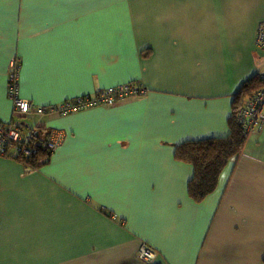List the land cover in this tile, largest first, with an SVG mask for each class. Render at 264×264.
Listing matches in <instances>:
<instances>
[{
    "label": "crops",
    "instance_id": "1",
    "mask_svg": "<svg viewBox=\"0 0 264 264\" xmlns=\"http://www.w3.org/2000/svg\"><path fill=\"white\" fill-rule=\"evenodd\" d=\"M264 0H0V120L17 57L33 107L136 81L145 94L59 116L31 114L58 140L25 172L0 157V264H264V123L201 203L188 140L225 137L232 99L264 71Z\"/></svg>",
    "mask_w": 264,
    "mask_h": 264
},
{
    "label": "built area",
    "instance_id": "2",
    "mask_svg": "<svg viewBox=\"0 0 264 264\" xmlns=\"http://www.w3.org/2000/svg\"><path fill=\"white\" fill-rule=\"evenodd\" d=\"M255 44L264 50V21L260 22L256 31ZM19 60L13 57L10 61L8 73L7 96L12 103L13 114L10 122L0 120V157L22 156L28 157L33 153L29 146L31 134L23 126L24 120L31 114L43 116L56 113L64 116L82 109L97 106L112 107L127 98L140 97L145 94V89L138 82L121 84L100 90L93 96H80L64 101L58 106L35 108L33 105L19 96L18 75ZM259 79L264 81V72L260 73ZM236 120L241 127L244 136L259 131L264 123V87L252 96L245 106L236 113ZM58 145V140L51 137L48 148L53 151ZM157 254L148 245L142 243L137 250V259L142 264L156 262Z\"/></svg>",
    "mask_w": 264,
    "mask_h": 264
},
{
    "label": "trees",
    "instance_id": "3",
    "mask_svg": "<svg viewBox=\"0 0 264 264\" xmlns=\"http://www.w3.org/2000/svg\"><path fill=\"white\" fill-rule=\"evenodd\" d=\"M263 87L264 81L256 75L244 82L235 93L231 103V114L228 118L227 136L188 140L174 146V160L192 168V178L187 183V194L193 202L201 203L212 194L217 187L221 171L231 159L241 154L246 137L236 120V113ZM22 124L26 130L30 131L29 146L33 153L28 157L12 156L9 158L22 163L25 172L29 173L40 169L49 161L53 152L48 148L52 134L42 126L31 127L25 122Z\"/></svg>",
    "mask_w": 264,
    "mask_h": 264
},
{
    "label": "rangeland",
    "instance_id": "4",
    "mask_svg": "<svg viewBox=\"0 0 264 264\" xmlns=\"http://www.w3.org/2000/svg\"><path fill=\"white\" fill-rule=\"evenodd\" d=\"M264 72V71H263ZM259 75V74H258ZM133 82H136V81H131V82H127V83H133ZM127 83H125V84H127ZM252 133H254V132H252ZM251 134V133H250ZM249 135V134H248ZM248 135H246L245 137L247 138V136Z\"/></svg>",
    "mask_w": 264,
    "mask_h": 264
}]
</instances>
